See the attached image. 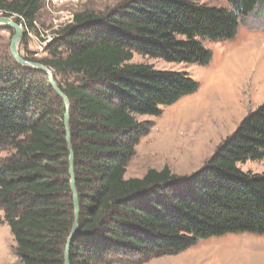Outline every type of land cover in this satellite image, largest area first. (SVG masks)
Returning a JSON list of instances; mask_svg holds the SVG:
<instances>
[{
	"label": "trees",
	"instance_id": "1",
	"mask_svg": "<svg viewBox=\"0 0 264 264\" xmlns=\"http://www.w3.org/2000/svg\"><path fill=\"white\" fill-rule=\"evenodd\" d=\"M228 8L189 0H127L96 15L81 13L46 47L70 106L46 73L0 60V211L23 264H65L75 222L66 114L70 116L79 196V230L70 264H146L179 255L199 240L264 235V173L238 164L264 159V104L240 123L191 175L168 167L126 179L159 116L199 90L188 74L131 64L135 55L208 65L202 39L227 41L264 0H228ZM39 0H0V13L32 30ZM0 30L15 35L9 27Z\"/></svg>",
	"mask_w": 264,
	"mask_h": 264
},
{
	"label": "rangeland",
	"instance_id": "2",
	"mask_svg": "<svg viewBox=\"0 0 264 264\" xmlns=\"http://www.w3.org/2000/svg\"><path fill=\"white\" fill-rule=\"evenodd\" d=\"M39 1L41 10L34 28L20 25L24 35L18 46L21 56L36 61L49 59L46 47L74 16L84 12L101 15L127 0H67L63 7L53 0ZM189 1L216 8L230 6L228 0ZM13 37L0 30V60L11 55ZM201 41L212 53L211 62L205 66L168 63L141 55L132 59L131 64L186 73L199 84V90L171 106L160 107L159 116H138V121L151 123L152 129L136 148L126 179H141L149 170L166 167L176 175H191L204 167L249 113L264 104V8L241 21L234 39ZM238 167L245 173L262 174L264 159ZM16 247L0 211V264H23ZM146 264H264V235L226 234L202 239L179 255Z\"/></svg>",
	"mask_w": 264,
	"mask_h": 264
},
{
	"label": "water",
	"instance_id": "3",
	"mask_svg": "<svg viewBox=\"0 0 264 264\" xmlns=\"http://www.w3.org/2000/svg\"><path fill=\"white\" fill-rule=\"evenodd\" d=\"M0 26H6L15 31V35L13 37L11 43V54L14 59L24 67H30L39 71L46 73L49 77V81L53 86L56 93L64 100L67 109H69L70 103L68 98L64 95V93L59 89L52 70L48 67L44 66L43 64L37 62H31L26 60L21 54L19 53L18 46L23 38L24 31L20 25H18L12 18L0 16ZM66 128H67V141L70 150V175H71V188L73 191V199H74V206H75V222L72 230V234L68 239V243L66 246V253H65V264H70V246L71 243L79 230V214H80V207H79V196L75 187V173H74V164H75V155L73 152L72 146V135H71V127H70V116L66 114Z\"/></svg>",
	"mask_w": 264,
	"mask_h": 264
},
{
	"label": "built area",
	"instance_id": "4",
	"mask_svg": "<svg viewBox=\"0 0 264 264\" xmlns=\"http://www.w3.org/2000/svg\"><path fill=\"white\" fill-rule=\"evenodd\" d=\"M56 5L63 7L67 4V0H53Z\"/></svg>",
	"mask_w": 264,
	"mask_h": 264
}]
</instances>
